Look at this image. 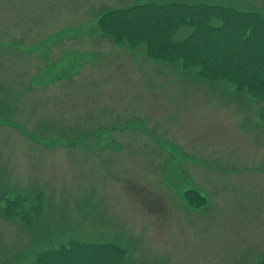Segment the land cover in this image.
Listing matches in <instances>:
<instances>
[{
	"label": "rangeland",
	"instance_id": "rangeland-1",
	"mask_svg": "<svg viewBox=\"0 0 264 264\" xmlns=\"http://www.w3.org/2000/svg\"><path fill=\"white\" fill-rule=\"evenodd\" d=\"M142 1L0 0V243L6 239L7 246L0 264L30 260L31 247L56 249L50 255L84 250L94 253L84 257L87 264H112L89 244L98 249L117 233L134 242L135 259L150 264H264V214L255 207L264 200V141L250 130L264 129L254 118L259 100L201 78L194 84L202 76L190 58L218 73L221 64L207 65V55L235 53L190 45L188 56L173 17L188 15L181 5L211 9L214 0L155 1L167 9L165 19ZM138 12L145 20L148 13L161 19L164 33L146 28ZM184 27L182 34L192 36V26L182 21ZM54 31L65 40L75 31H98L108 41L146 49L156 61L181 57L164 56L161 45L172 33L189 58L186 67L139 69L135 83L106 90L84 84L83 77L86 71L85 80H98L110 71L107 53L114 47L104 43L102 62L94 57L99 52H77L80 43L71 42L64 59L63 45L45 53ZM248 56L263 82L237 86L259 95L264 67ZM247 70L241 68L238 80ZM138 87L144 93L128 98ZM178 153L185 155L175 158ZM11 200L16 211L7 206ZM46 205L41 218H29ZM72 214L79 219L67 218ZM37 236L39 245L32 242ZM30 262L50 264L46 258Z\"/></svg>",
	"mask_w": 264,
	"mask_h": 264
},
{
	"label": "crops",
	"instance_id": "crops-1",
	"mask_svg": "<svg viewBox=\"0 0 264 264\" xmlns=\"http://www.w3.org/2000/svg\"><path fill=\"white\" fill-rule=\"evenodd\" d=\"M155 1H158L163 4H167L165 0H143L142 3H147L146 5H155ZM178 0H174L177 2ZM205 3L203 0H187V4H197V3ZM211 6L217 7L218 13L213 15L211 19L208 20V26L206 29V36L207 41L205 44L202 42L198 43L196 41H192V46L202 45L203 47L210 48V46H215L222 51H226L228 53H235V58H229L227 56H222L221 58L218 55H215L214 58L205 59L207 65L211 62L214 63L215 66L221 64L222 71L215 73L213 78H205V77H196L194 80L196 84L199 81V78L202 80H207L211 84L216 83V85L225 86L227 85L231 90H233L234 94L240 95L249 98H254L259 100V104L255 108L254 111V118L255 123H258L260 126L264 127V93L262 94H255L247 89H241L237 85L240 84H255L263 82L260 78V73L256 72L252 68V61L249 58V54L254 58V62L257 63L260 68L264 67V56L260 46L264 45V31L260 30L264 27V0H214L213 2L209 3ZM226 9H231L230 13L226 12ZM256 13V14H254ZM259 16H258V15ZM257 24L260 31H255L252 28L253 24ZM260 25V26H259ZM60 28V27H55ZM179 29L178 35L181 39L188 36V34H182V30ZM24 29H21L17 32H22ZM75 35L72 36L69 40H65L67 36H61L58 31H54V35L52 36L53 40L48 44L50 47L45 53L55 52L57 51L54 47L58 45H63L58 50H61V56L64 59H68V54L70 53L69 43L71 42H78L80 43L77 47H74V50L77 52L83 53H92L95 55V52H99V55L94 56L100 61L104 60V52L103 45L104 43L109 42L113 50L110 53H107L108 56L111 57L110 67L112 68L110 71L106 72L104 76H101L98 80L97 79H86L87 73H84V84L91 85V84H103L105 89L107 90L109 87L114 85H126V82L135 83L140 76L138 75V70L143 69L145 67L152 68L151 65L155 66H163L164 68L168 67V63H176L180 64L181 67L184 65L182 64L181 60L170 61L158 59L157 61L147 55L146 49H138L131 46L125 40H115L114 38H110V41L104 39L101 33L96 31L94 35H87L86 32H74ZM192 33V30H191ZM25 36V41L28 40L27 35ZM98 45V51L96 46ZM63 49V50H62ZM15 52V58H19L17 56L16 50H10ZM74 51V52H75ZM82 55V54H81ZM83 57V55H82ZM94 57L86 56L84 60H93ZM200 61V59H199ZM82 63V60L80 61ZM90 61H88L89 64ZM201 64V62H200ZM104 66L101 65V68ZM82 68V66H81ZM241 68H247L248 70L244 72L242 79L238 80V74L241 72ZM83 69V68H82ZM81 69V70H82ZM80 70V71H81ZM79 71V72H80ZM164 81L166 80L163 78ZM215 79V80H214ZM233 79V80H232ZM227 80V81H226ZM229 81V82H228ZM111 84L108 86V84ZM234 84V85H233ZM136 86V85H135ZM139 88V87H138ZM140 89V88H139ZM122 90V88H121ZM143 92L138 90H133L132 92H127V97H133V94ZM144 93V92H143ZM260 140V142L264 141V129L263 130H252L250 129ZM148 132V130H146ZM163 131H160V134H163ZM169 138L172 140L171 135L169 134ZM178 139V138H177ZM228 147V146H226ZM263 147V145H261ZM264 148V147H263ZM183 149L187 152L192 151V147H183ZM188 149V150H186ZM179 154L175 158L183 157ZM5 192V191H3ZM6 193V192H5ZM8 208H14L16 211V207L12 205H7ZM54 208L57 209L58 212H61V207H57L56 205H52ZM76 205H71L70 207L75 208ZM48 205L35 208L32 210L31 215L29 218H35V214L42 217L41 211L43 212ZM50 207V206H49ZM256 211L260 214H264V200L261 203H255ZM56 211V212H57ZM44 219L47 216L43 217ZM67 218L79 219L76 214L69 215ZM123 238H125L128 242H126ZM37 245L40 243L39 237H34L33 241ZM92 243V242H90ZM97 243V242H96ZM99 244V243H97ZM101 247L99 246L98 249H95V254L101 255V251L103 249L106 250L108 256L112 259V264H150L148 260H144V258L135 259L133 253V249L131 244H134L127 237H122L118 235L113 236L112 240L106 242L105 244L100 243ZM4 245V246H3ZM85 245V244H84ZM91 245V244H89ZM110 245V246H108ZM120 248H123L125 252H121ZM56 249L54 248H30V253L28 256L27 261L18 263V264H31V260L38 261L43 253H52ZM7 252L6 246V239L3 241V244L0 243V262L4 259ZM82 264H87L85 262L84 257H88L87 254L82 250ZM122 257V258H121Z\"/></svg>",
	"mask_w": 264,
	"mask_h": 264
},
{
	"label": "trees",
	"instance_id": "trees-1",
	"mask_svg": "<svg viewBox=\"0 0 264 264\" xmlns=\"http://www.w3.org/2000/svg\"><path fill=\"white\" fill-rule=\"evenodd\" d=\"M181 6H182V9L185 10L186 12H188V15H190V16L188 17V15H183V17H185L187 19L186 20L175 12V15L173 17H175L176 24H178L177 25V31L178 32H179V28L181 26L182 21H184L185 24H187V25L189 24L192 26V33H191L192 36L188 35L182 39L184 41L185 45L187 46V55L190 56V53H191L190 52L191 51L190 45H192V41H196L198 43L202 42L203 44L206 43V41H207L206 29L208 26V20L211 19L213 17V15L217 14L219 9L217 7H214V6H211L212 8L209 9L207 7V5H203V4L198 5V6H189V5H181ZM201 6H205L204 11H201V9H200ZM146 7H151L152 9L157 8V9L161 10L162 14H163V10H165L164 14L167 11V9L165 7L159 8L155 5H146ZM143 8L144 7L140 8V9H143ZM231 11H232L231 9H226L227 13H230ZM192 12H194V14ZM164 14H163V16H164ZM254 14H256V13H254ZM148 15H149V17L147 18V20H145L142 12L137 13L138 18H140L143 21L146 28H148L149 30H152L153 32L156 31V34L159 32V35H160L161 31H162V33H164V30H166V24L164 22H162L161 19H158L157 16H154L151 13H148ZM118 18L120 19V21L124 25H126L127 21L125 18L122 19L120 16H118ZM165 18L166 17L164 16L163 19H165ZM145 21H147V24ZM252 28L256 32L260 31V30L264 31V27H262L259 30L258 25L255 23L252 25ZM116 31H119V30L116 28ZM171 35L172 36L170 38H168L164 42V44L161 45V47L164 48V56L167 57L169 55H175L176 53H181V54H178V55H181V57L175 56L173 59H169V60L170 61L181 60L183 62L184 67H186L184 60L188 59L189 57H187V55H185V53H184L185 47H183L181 44L176 43L174 41V36L172 33H171ZM161 47H159V48H161ZM204 50H205L204 52L206 53V49H204ZM215 55H218V57L221 58V55H219V54H208L207 59L208 58L212 59V58H214ZM201 57H202V52L198 51L196 53V59H197L196 62L197 63H200L199 58H201ZM188 61L192 67H195L198 69V73L200 76L205 77V78H213L215 76V73H213L211 71H207V69L205 67L198 68L196 66L194 59L190 58ZM11 202H12V200H11ZM12 203H14V202H12ZM85 246L86 245H82V249ZM89 246L94 247L96 249V247L93 245H89ZM108 246H110V245H108ZM120 251L125 252L123 248H120ZM86 254L88 257H94V253L89 252ZM101 255H108L105 249H103L101 251ZM44 258H46L50 264H82V255L79 256L77 254H72L67 250H60L58 252V254H52V255L43 253L42 257L39 260H42Z\"/></svg>",
	"mask_w": 264,
	"mask_h": 264
},
{
	"label": "bare ground",
	"instance_id": "bare-ground-1",
	"mask_svg": "<svg viewBox=\"0 0 264 264\" xmlns=\"http://www.w3.org/2000/svg\"><path fill=\"white\" fill-rule=\"evenodd\" d=\"M209 5V4H208ZM215 80V79H214ZM229 82V81H228ZM234 85V84H233Z\"/></svg>",
	"mask_w": 264,
	"mask_h": 264
}]
</instances>
